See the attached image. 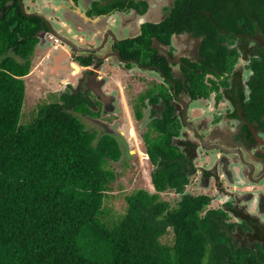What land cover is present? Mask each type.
Here are the masks:
<instances>
[{
    "label": "flooded vegetation",
    "instance_id": "af4514ba",
    "mask_svg": "<svg viewBox=\"0 0 264 264\" xmlns=\"http://www.w3.org/2000/svg\"><path fill=\"white\" fill-rule=\"evenodd\" d=\"M193 12L187 0H0L1 18H25L21 39H34V52L51 47L57 102L72 98L70 110L96 139H115L120 159L130 153L119 125L131 113L152 170L149 147L168 139L185 190L211 188L198 195L210 198L205 210L224 212L230 245L264 264L262 36Z\"/></svg>",
    "mask_w": 264,
    "mask_h": 264
},
{
    "label": "trees",
    "instance_id": "16d2710c",
    "mask_svg": "<svg viewBox=\"0 0 264 264\" xmlns=\"http://www.w3.org/2000/svg\"><path fill=\"white\" fill-rule=\"evenodd\" d=\"M187 1L195 21L209 24L206 10L219 26L264 38V0ZM24 20L0 17V264H261L230 245L225 213L205 210L208 196L185 194L183 163L166 138L148 151L155 192L125 196V213L104 221L116 177L108 165L121 157L115 139H96L66 96L20 124L35 44L21 39ZM168 191L181 196L175 207L161 199Z\"/></svg>",
    "mask_w": 264,
    "mask_h": 264
},
{
    "label": "rangeland",
    "instance_id": "374dc122",
    "mask_svg": "<svg viewBox=\"0 0 264 264\" xmlns=\"http://www.w3.org/2000/svg\"><path fill=\"white\" fill-rule=\"evenodd\" d=\"M50 50L51 47L49 46L38 47L30 57V73L24 77L25 99L22 107L20 124H29L32 122L40 106L52 102L56 103L58 101V90L61 87V83L45 71V63L47 62L45 57L50 53ZM7 55L17 59L12 52H9ZM80 120L86 125L87 129H90L88 122L82 120V118ZM132 126L135 129L134 134ZM137 128L138 125L133 120L131 113L130 119L126 120L124 126L122 124L119 125V129L125 132V137L123 139L130 155L124 154L118 162H110L108 165V168L116 174V177L110 185V191H108L107 199L104 203L107 213L104 221L111 222L112 220H117L125 213V196L140 189L151 194L155 192L150 176L153 170L150 163L147 161V157L143 154L144 148L142 147L140 139V134L145 131V128L140 129L139 132L142 133H139ZM115 129L119 131L118 128L115 127ZM138 150L140 151V157L137 153ZM240 188H242V186ZM212 191L213 190L209 187L207 189L198 187L196 183H193V185L190 184L185 190L186 193L193 196H198L202 193L212 195ZM161 199L168 202L172 207H175L180 200V196L176 195L174 192L168 191L161 194ZM220 201L222 200L215 198L209 208L217 207L220 205ZM172 242L173 233L169 230V233L162 237L161 243L171 245Z\"/></svg>",
    "mask_w": 264,
    "mask_h": 264
},
{
    "label": "water",
    "instance_id": "95a60500",
    "mask_svg": "<svg viewBox=\"0 0 264 264\" xmlns=\"http://www.w3.org/2000/svg\"><path fill=\"white\" fill-rule=\"evenodd\" d=\"M29 16H30V15H29ZM255 38H256L257 42L260 43V44L262 45V48L264 49V38H262V37H260V36H257V37H255ZM227 155H229V154H227ZM235 155H237V157H238V156L240 157V162H241V164L248 165V164H246V163L243 161L242 157H244V155H243L241 152L237 151V154H235ZM241 156H242V157H241ZM239 157H238V159H239ZM238 159H237V163H238ZM237 163L235 164L236 166H237ZM227 167H228V166H227ZM235 174H236V173H235ZM250 176H251V174H250ZM237 184H240V183H237Z\"/></svg>",
    "mask_w": 264,
    "mask_h": 264
}]
</instances>
